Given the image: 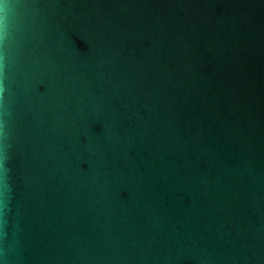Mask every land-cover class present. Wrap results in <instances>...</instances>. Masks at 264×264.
Instances as JSON below:
<instances>
[{"label": "water", "instance_id": "water-1", "mask_svg": "<svg viewBox=\"0 0 264 264\" xmlns=\"http://www.w3.org/2000/svg\"><path fill=\"white\" fill-rule=\"evenodd\" d=\"M0 264H264V0H0Z\"/></svg>", "mask_w": 264, "mask_h": 264}]
</instances>
